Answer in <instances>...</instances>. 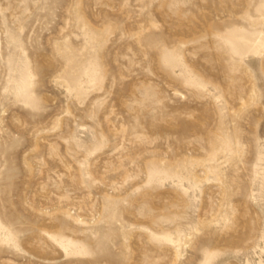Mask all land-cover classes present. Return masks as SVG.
<instances>
[{
	"label": "rangeland",
	"instance_id": "374dc122",
	"mask_svg": "<svg viewBox=\"0 0 264 264\" xmlns=\"http://www.w3.org/2000/svg\"><path fill=\"white\" fill-rule=\"evenodd\" d=\"M0 264H264V0H0Z\"/></svg>",
	"mask_w": 264,
	"mask_h": 264
},
{
	"label": "bare ground",
	"instance_id": "6f19581e",
	"mask_svg": "<svg viewBox=\"0 0 264 264\" xmlns=\"http://www.w3.org/2000/svg\"><path fill=\"white\" fill-rule=\"evenodd\" d=\"M169 239V238H168ZM170 242H173L171 239H169ZM173 244H176L175 242H173ZM178 247L180 246V244L177 245ZM179 252V250L177 251ZM179 256V255H178Z\"/></svg>",
	"mask_w": 264,
	"mask_h": 264
}]
</instances>
